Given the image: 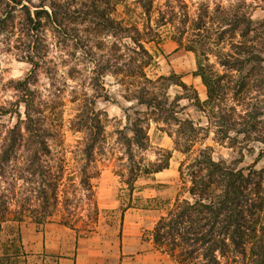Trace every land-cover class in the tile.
<instances>
[{
	"label": "rangeland",
	"instance_id": "1",
	"mask_svg": "<svg viewBox=\"0 0 264 264\" xmlns=\"http://www.w3.org/2000/svg\"><path fill=\"white\" fill-rule=\"evenodd\" d=\"M7 1L0 0V103L15 102L22 94L15 82L32 75L36 102L49 105L50 118L60 125L50 144L65 151L69 170L76 163L72 150L87 135L76 122L81 113L95 110L103 126L96 150L100 174L93 179L99 215L87 232L83 222L89 213L82 211L74 230L77 237L91 238L102 253L110 250L113 264H120L123 232L153 244L146 245L149 250L157 249L153 231L160 217L178 198L192 199L190 182L184 180L189 176L181 177L180 166L191 162L200 148L245 173L264 169V0H55L70 2L73 12L62 29L46 24L37 49L44 57L35 71L18 45L22 15L11 17ZM50 2L45 1L49 10ZM106 18L125 27L140 26L144 40H150L144 42L149 55L130 38L134 33L108 29ZM148 24L154 31L150 34ZM199 60L208 70L212 97L199 75ZM161 76L171 78L162 81ZM179 80L188 89L175 83ZM152 95L165 101L164 110L140 103L141 97ZM2 122L13 125L17 118L7 115ZM134 122L145 128L148 149L133 142ZM164 150L171 152L168 167L130 180L131 167L140 163L150 168ZM57 219L53 222L59 223ZM2 240L17 244L11 224L4 225ZM162 255L164 264H176ZM40 259L21 260L41 264ZM228 263L251 260L233 253Z\"/></svg>",
	"mask_w": 264,
	"mask_h": 264
},
{
	"label": "trees",
	"instance_id": "2",
	"mask_svg": "<svg viewBox=\"0 0 264 264\" xmlns=\"http://www.w3.org/2000/svg\"><path fill=\"white\" fill-rule=\"evenodd\" d=\"M32 1L8 0L7 7L12 10L11 17L22 15L18 45L35 71L44 57L37 49L43 41L46 24L52 23L62 29L73 11L70 2L62 5L50 0L49 10L47 0L39 5H33ZM104 22L114 33H134L130 38L149 55L144 42L150 40H144L140 26L125 27L114 18H106ZM145 29L148 34L154 32L150 24ZM231 63L238 66L236 62ZM198 70L212 97L214 88L200 60ZM170 78L161 76L159 80ZM35 82L32 75L18 80L15 85L22 92L21 96L15 102L0 103V233L4 225L11 224V231L17 235L16 242L21 241L22 224L27 221L35 222L40 229L58 216L59 223L77 229L75 217L77 219L79 213L87 210L90 219L83 222V230L89 232L99 215L93 179L100 174L96 150L101 144V121L94 109L81 113L82 119L73 121L79 123L78 130L87 131V135L84 140H78L72 150L76 163L69 170L65 151H56L50 144V139L58 137L60 125L50 118L49 105L36 102L38 96L32 88ZM175 83L183 89L189 87L182 80ZM194 92L200 105L198 93ZM140 103L158 110L166 106L156 95L143 96ZM7 115L15 116L17 122L13 125L2 122ZM138 122L132 124L133 142L139 148L148 149L146 130ZM227 123L233 126L230 120ZM191 128L194 129L193 125ZM188 151L189 147L183 152ZM131 154L130 158H134L133 152ZM170 158L168 151L157 162H150V168L135 164V168L129 170L130 180L134 182L140 173L162 171L168 167ZM180 171L181 177L189 176L184 182L186 185L190 182L188 192L192 199L178 198L160 217L153 231L155 247L168 254L176 264H229L233 253L248 256L251 264H264V169L251 168L245 173L216 161L209 148H200L191 162L181 164ZM0 264H11V254L0 255Z\"/></svg>",
	"mask_w": 264,
	"mask_h": 264
},
{
	"label": "crops",
	"instance_id": "3",
	"mask_svg": "<svg viewBox=\"0 0 264 264\" xmlns=\"http://www.w3.org/2000/svg\"><path fill=\"white\" fill-rule=\"evenodd\" d=\"M147 244L153 246L133 233L123 232L119 247L120 264H164L159 260L164 258L163 252L149 250ZM6 254H11V264H30L21 259L34 257H41V264H49V261L51 264H113L110 250L102 253L91 238L77 237L74 229L57 222H48L40 229L35 224L22 225L21 241L14 245L12 240L3 243L1 231L0 255Z\"/></svg>",
	"mask_w": 264,
	"mask_h": 264
}]
</instances>
